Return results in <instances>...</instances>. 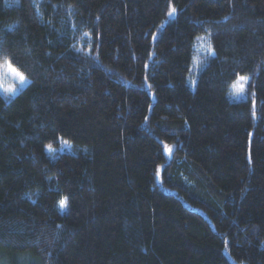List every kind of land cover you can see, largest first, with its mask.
Returning <instances> with one entry per match:
<instances>
[{"label": "trees", "instance_id": "obj_1", "mask_svg": "<svg viewBox=\"0 0 264 264\" xmlns=\"http://www.w3.org/2000/svg\"><path fill=\"white\" fill-rule=\"evenodd\" d=\"M0 62V264H264V0H0Z\"/></svg>", "mask_w": 264, "mask_h": 264}, {"label": "rangeland", "instance_id": "obj_2", "mask_svg": "<svg viewBox=\"0 0 264 264\" xmlns=\"http://www.w3.org/2000/svg\"><path fill=\"white\" fill-rule=\"evenodd\" d=\"M12 1V0H11ZM209 46L206 45L205 41L203 39L200 40V44L198 45V55L196 58V65L199 64L203 56L208 53ZM0 65H3L4 67L0 69V91L7 96L14 95L17 90L21 87H23L28 80L25 78L23 82H21L17 77L13 76L8 70L7 66L8 64H3L0 62ZM19 72V71H18ZM243 82H240L237 80L233 86V94L235 96H239L242 92L238 91V88L240 84ZM63 149H69V146L66 143H61L60 147L58 148V151H61Z\"/></svg>", "mask_w": 264, "mask_h": 264}, {"label": "snow or ice", "instance_id": "obj_3", "mask_svg": "<svg viewBox=\"0 0 264 264\" xmlns=\"http://www.w3.org/2000/svg\"><path fill=\"white\" fill-rule=\"evenodd\" d=\"M175 12H176V9L170 7L169 15H172V14H174ZM85 35H87V33H86ZM208 52H209V54H211V52H212L211 47L208 48ZM3 67H4L3 65H0V69H2ZM7 70H8L13 76L17 77L21 82H23V81L25 80V76H24L22 73L18 72L14 67H12L11 64H8V66H7ZM247 79H248L247 77H243V76L238 77V80H239L240 82H246ZM238 91H239V92H242V91H243V83L240 84V86H239V88H238ZM165 148H166L167 151H171V149H169L167 146H165ZM61 206H62V207L65 206V202H64V201L61 202Z\"/></svg>", "mask_w": 264, "mask_h": 264}]
</instances>
